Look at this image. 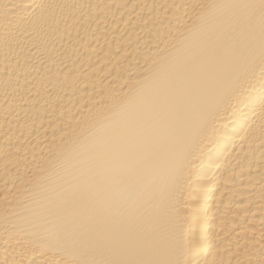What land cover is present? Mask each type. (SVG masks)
I'll return each instance as SVG.
<instances>
[{"label":"bare ground","instance_id":"1","mask_svg":"<svg viewBox=\"0 0 264 264\" xmlns=\"http://www.w3.org/2000/svg\"><path fill=\"white\" fill-rule=\"evenodd\" d=\"M0 264H264V0H0Z\"/></svg>","mask_w":264,"mask_h":264}]
</instances>
